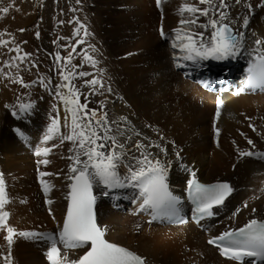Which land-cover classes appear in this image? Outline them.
<instances>
[{
	"label": "bare ground",
	"instance_id": "obj_1",
	"mask_svg": "<svg viewBox=\"0 0 264 264\" xmlns=\"http://www.w3.org/2000/svg\"><path fill=\"white\" fill-rule=\"evenodd\" d=\"M79 1L76 6L78 15L90 33L83 44L98 61L91 68L105 86L112 89L111 92L101 90L103 95H92L89 101L81 97L80 102H87L90 109L98 110L100 101L105 100L104 111H107L109 120L133 130L126 133L133 137L127 145L129 159L139 155L134 148L136 140L166 146L168 153L162 158L172 161L167 182L173 193H184L192 173L207 183L229 181L234 189L224 205L215 209L216 215L202 221L204 229L200 230L191 223L168 226L150 221L148 213L139 210L141 201L135 189H108L94 185L97 218L107 238L138 252L148 264H236L220 257L208 240L226 230L241 227L250 219L264 220V159L241 158L238 152L239 149L264 153V91L246 89L245 93L236 94L228 88L208 93L195 79L209 80L210 76L223 75L219 71L224 70L227 61L236 68L235 78L239 79L242 72L248 70L257 48L264 50V45L255 43L264 41V0H246L252 5L251 13L235 4L230 9L231 17L237 20V28L242 23L238 18L249 15V25L242 29L244 47L240 53L224 61H202L199 66L177 61L175 57L183 54L172 47L173 30L180 27L181 17L177 9L184 0H162L160 7L156 0ZM54 2L62 13L64 0ZM72 12L74 19L79 20ZM205 21L206 18H200L201 23ZM42 24L44 29L50 25L45 17ZM27 26L26 34L36 29V25L29 23ZM161 27L165 37L160 35ZM43 36L42 42L36 35L28 39L24 51L31 53L29 60L35 61L37 67H31L26 61L22 64L25 68L20 66L19 70L10 68L5 71L22 76L26 83L38 81L41 77H51L53 85L58 83L55 51L52 53L49 49L47 35ZM89 45L94 46L95 51ZM190 72L193 79L188 77ZM243 85L241 82L238 89ZM218 97L223 105L219 118L216 116ZM20 103H32L33 108L21 113L18 109ZM54 105L63 125L64 105L56 99L54 92L39 84L26 89L0 76V173L4 176L11 201L5 206L10 213L8 224L18 231L38 232L59 228L61 224L69 190L66 179L70 163L68 149L72 145L65 142L53 148L47 157L36 154L43 147L59 143L58 140L44 142L51 120L57 114ZM120 117L127 120L120 121ZM216 129H219V135ZM61 131L67 129L62 127ZM120 139L124 141L123 137ZM248 139L253 141L255 148L247 143ZM150 151L159 153L155 148ZM43 159L50 163L38 164ZM40 172L53 175L41 177ZM119 172L124 176L127 168L121 165ZM42 179L53 186L47 194ZM244 202L248 207H244ZM237 208L241 211L233 217ZM5 234L0 232V252L6 254ZM83 250L69 251V259H78ZM47 251L48 244L44 241L16 238L11 250L12 264H50ZM0 264H4L2 258Z\"/></svg>",
	"mask_w": 264,
	"mask_h": 264
},
{
	"label": "snow or ice",
	"instance_id": "obj_2",
	"mask_svg": "<svg viewBox=\"0 0 264 264\" xmlns=\"http://www.w3.org/2000/svg\"><path fill=\"white\" fill-rule=\"evenodd\" d=\"M79 3V0H77ZM160 7L162 0H156ZM245 7L251 13L252 5L246 0H184L177 12L181 19L177 29H174L175 37L172 39V47L177 49L183 55H177V61L183 60L191 62L192 65L199 66L202 61L216 60L224 61L235 58L244 47V31L249 25V15H244L238 19L242 21L240 26L235 27L237 20L231 17L230 9L232 5ZM203 6V7H202ZM8 13L9 8L2 10ZM75 11V9H73ZM206 18L201 23L200 18ZM72 21H69L71 23ZM60 23H63L61 21ZM78 27L74 29L73 35L79 37L83 30L84 37L90 35L87 26L76 21ZM195 26V27H193ZM25 31V29H20ZM11 35L6 32H0V37ZM39 32L36 33L39 38ZM160 35L165 37L163 27L160 29ZM59 39H65L60 37ZM14 40V37L12 38ZM85 42L84 38L76 40L75 44L69 43L63 45L69 48L68 55L61 56L59 52L54 55L56 62V74L59 82L52 84L51 77H41L38 81L26 83L22 76L11 74L5 69L16 68L19 70L20 64L26 61L31 67H37L35 61L29 60L31 53L20 55L21 49L17 45L15 48H8L9 52H16L11 60H5L0 67V76L9 80L11 83L20 84L23 88H30L32 85L40 86L54 92L58 101L64 105V122L61 125L59 110L56 109V116L52 118L51 123L44 136V142L59 141L52 143L51 147H43L37 150V155L47 157L53 148L62 146L69 142L72 146L68 149L70 155L67 159L70 161L68 166L69 189L66 199L68 200L67 213L63 225L58 233H46L36 231H18L8 224L10 213L5 210V206L11 201L6 191L5 179L0 173V232H5L3 236L7 245V253L0 252V258L4 264H12L11 250L16 238L44 241L48 244L46 256L50 264H146V258L138 255L116 243H111L104 238L105 231L96 222L94 205L96 197L93 195L94 185H103L108 189L132 188L138 190V199L141 201L139 210L148 212L152 219L160 217H177L179 223H185L183 218L178 217L180 200L173 195L168 185V171L171 168L172 161L164 160L168 149L166 146L150 142L145 144L136 140L134 148L139 155H133L129 159L127 145L133 139L127 132L132 129H125L115 120H109L106 107V101L101 100L99 109H90L88 103H81L80 98L83 95L81 88L87 87L92 95H103V91L111 92L110 86H105L103 80L93 76L89 72L77 71L82 64H73V55L76 53L77 46ZM9 40L0 38V47H7ZM56 43V41H53ZM257 45H264V41L257 40ZM92 51L94 46L89 45ZM83 60L95 67L98 61L88 50L83 51ZM178 66H183L178 64ZM30 70V69H28ZM100 71H103L102 69ZM92 76L91 79H83ZM76 79H82L83 84L77 86ZM207 86V85H206ZM246 89L264 90V50L257 48L253 62L248 68V75L244 86L237 90L236 94ZM85 101L87 97L85 96ZM222 102L217 98L216 116L221 114ZM33 108L32 103H20L19 112L27 113ZM17 115L16 112L13 113ZM120 121H126V117H120ZM251 120V118H247ZM115 125V128L113 127ZM250 127H253L251 123ZM67 129L66 132L61 128ZM19 132V130H17ZM253 131L255 128L253 127ZM219 135V129H216ZM23 135V133H20ZM139 136V133H134ZM241 135H244L241 133ZM121 137L124 141L121 142ZM163 139V138H161ZM247 143L255 148L251 139ZM159 150L154 154L150 149ZM239 156L255 157L264 159V153L254 152L252 150H239ZM177 160L180 159L179 152L176 153ZM129 162L125 164V160ZM49 164L48 159L38 161V164ZM127 168L124 176L120 175V166ZM181 167H185L181 165ZM185 170H187L185 168ZM41 177L53 175L51 173L40 172ZM191 179L187 181L188 195L194 207L193 218L199 223L206 218H212L216 215L214 208L224 205L226 198L234 191L227 182H217L214 184H201L195 179V173H192ZM43 190L47 194L51 187L46 181L41 180ZM52 203L51 200L48 201ZM244 207H248L244 202ZM241 211L237 208L233 213L235 217ZM255 212V209H253ZM208 243L218 248L220 255L236 262V264H264V220L250 219L242 227L229 229L219 236L209 239ZM90 245L88 251L79 259H69L68 252L84 248ZM63 249V251H62Z\"/></svg>",
	"mask_w": 264,
	"mask_h": 264
},
{
	"label": "rangeland",
	"instance_id": "obj_3",
	"mask_svg": "<svg viewBox=\"0 0 264 264\" xmlns=\"http://www.w3.org/2000/svg\"><path fill=\"white\" fill-rule=\"evenodd\" d=\"M41 1L42 0H7V1L0 0V10H2L5 7L9 8L8 11L9 13H4L3 11H0V32H6L11 34L0 37L2 39L10 41L7 47H0V62H1L0 66L3 64L5 60H11L13 56L17 55V53L14 51L9 52L8 48H15L18 45L19 48L21 49V52L24 53V51L26 50L27 40L34 37V35H36L37 32H39L40 34L39 35L40 42L43 41L42 40L44 38L43 35H47L46 42L52 53L54 51L55 53L59 51L61 56H65V57L68 55L70 49L66 51L67 49L62 47L63 45L69 43L75 44L77 39L82 37L86 38L84 37L83 30H81L79 37L73 35L74 29H76L78 25L76 23L77 19L76 18L74 19V15L72 11L74 8L75 9L74 14H76L79 18L81 17L80 15H78L79 14L78 8H76V6L80 3V1L79 3H77V0H70L71 3H69L68 0H64V3L66 5L63 3V12H62L63 14L60 13L61 9L58 8L56 4L57 2L55 3L54 0H43V2ZM52 2L54 3L52 4ZM25 14L28 16H26ZM43 17L47 18L50 24L49 27L45 29H44V25L42 24ZM61 21H63V23H60ZM69 21L72 22L69 23ZM79 22L85 25L83 19L80 18ZM29 23L31 25H36V29H34L32 33L26 34L25 31ZM20 29H25V31H20ZM13 37L14 40H12ZM60 37H63L65 39H59ZM53 41H56V43H53ZM61 47L64 48L65 51ZM84 50H86V46H84V44L77 46L76 53H74L73 55L72 62L73 64L83 65L82 67L78 68L77 71H83L87 69L86 72L89 71V73H91L93 76H96V71L92 70L91 64L82 60ZM33 51H37V50H33ZM22 64L20 66L25 68L24 67L25 65ZM91 78L92 76H88V77H84L83 79H91ZM75 83L77 86H80L83 84V81L82 79H76ZM81 92L83 93L81 97H83L84 100H85V96L87 97V101L92 99V94L89 88L83 87L81 88Z\"/></svg>",
	"mask_w": 264,
	"mask_h": 264
}]
</instances>
